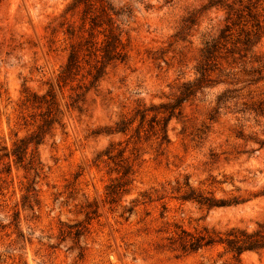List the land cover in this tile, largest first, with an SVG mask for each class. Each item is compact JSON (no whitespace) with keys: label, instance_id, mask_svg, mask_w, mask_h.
<instances>
[{"label":"rangeland","instance_id":"obj_1","mask_svg":"<svg viewBox=\"0 0 264 264\" xmlns=\"http://www.w3.org/2000/svg\"><path fill=\"white\" fill-rule=\"evenodd\" d=\"M107 1L131 12L115 16L125 21L128 57L106 68L79 111L68 103L81 75L63 90L57 78L76 39L65 30L90 21L85 3L0 0V264H264V248L237 258L225 243L184 252L171 240L181 227L226 233L264 221V0H223L231 11L220 0ZM228 21L236 23L234 38L250 32L256 41L221 50L211 84L169 120L168 141L156 124L139 129V118L126 134H111L138 108L174 101ZM51 87L61 112L38 148L36 173L34 146L21 163L3 155L42 123L45 108L26 98ZM111 143L132 165L128 192L112 204L106 189L120 173L104 152ZM33 182L36 190L27 191ZM187 183L239 203L208 208L183 200ZM125 207L133 211L122 216ZM80 220L88 231L79 244L63 241L64 223Z\"/></svg>","mask_w":264,"mask_h":264},{"label":"trees","instance_id":"obj_2","mask_svg":"<svg viewBox=\"0 0 264 264\" xmlns=\"http://www.w3.org/2000/svg\"><path fill=\"white\" fill-rule=\"evenodd\" d=\"M223 0H220L222 3ZM75 2H84L87 6L84 10L85 17L89 16L90 21H82L76 27L70 23L65 33L70 38H76L70 45L67 60L58 74V85L63 90L69 83L81 79L77 88L74 87L75 93L70 95L71 101L68 107L72 109L84 110V102L86 95L92 89H98L99 82L106 72V68L115 62H124L128 57L127 45L124 41V28L122 24L125 21H116L115 16H131V12L117 10L113 4L107 0H75ZM99 2V5L98 3ZM226 2V1H225ZM229 7L231 11L232 4L230 2L222 3ZM230 18V16L228 17ZM236 23L229 21L222 28L218 37L208 40L202 50V58L197 65L198 76L195 80L185 82L182 85L179 95L174 101L162 103L160 105H152L150 107L138 108L135 116L131 120L121 119L117 121L111 134H126L129 126L137 118H139V129H143L145 124L155 128V134L162 140H169L168 137V123L169 120L180 113L185 101L191 96L196 95L199 91L211 84L209 77V70L217 63L218 54L222 49L230 52L228 44H235L237 47L239 43H243L246 48L254 45L256 41L254 36L247 32L244 37L234 36L233 27ZM88 25V27H87ZM87 32L84 35L82 32ZM101 36V37H100ZM225 99V92L218 96V103ZM26 101L31 106L37 108H45L43 112L44 117L42 123L29 136L20 138L14 143L12 152H5L3 156L7 158L15 157L17 162H24L30 146H34L31 154L30 163L36 173L42 169L40 167L42 162L39 157V146L43 143L45 136L51 132L55 122L59 120L58 114L61 112L57 95L53 88H49L46 93L38 94L32 93V96L27 97ZM114 143H111L104 152L108 155V159L115 163V170L120 173V176L113 179L107 186L106 196L107 200L112 204L117 202L125 193L128 192V186L132 182V165L129 158L125 157V149H118L113 151ZM101 154V153H100ZM98 154V156L100 155ZM9 165L8 163L6 164ZM10 169V168H9ZM35 182L30 183L27 191H35ZM189 191L181 195L183 200H193L200 205L208 208L226 206L239 203L238 200H218L214 197L208 196L203 192H196V190L189 184ZM29 198V196H25ZM133 207H125L121 215L126 212L132 213ZM67 228H62V240L73 238L74 242L79 244L82 236L88 231V223L84 221H76L71 224L64 223ZM173 243H177L181 249L186 252H194L203 249L207 246L213 245L217 242L225 243L227 249L235 254L237 258L249 250H260L264 248V221L258 224L255 230L249 231L245 228L233 227L226 233L215 230H210L205 227L198 232H191L181 227V233L171 237Z\"/></svg>","mask_w":264,"mask_h":264}]
</instances>
